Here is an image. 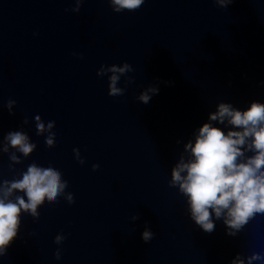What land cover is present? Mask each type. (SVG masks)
Listing matches in <instances>:
<instances>
[{
    "label": "water",
    "instance_id": "obj_1",
    "mask_svg": "<svg viewBox=\"0 0 264 264\" xmlns=\"http://www.w3.org/2000/svg\"><path fill=\"white\" fill-rule=\"evenodd\" d=\"M252 102L264 0H0V199L30 166L63 184L19 212L0 264H264V210L234 228L209 207L206 232L171 176L201 124L227 130L208 119L218 104ZM239 147L237 163L254 155Z\"/></svg>",
    "mask_w": 264,
    "mask_h": 264
},
{
    "label": "clouds",
    "instance_id": "obj_2",
    "mask_svg": "<svg viewBox=\"0 0 264 264\" xmlns=\"http://www.w3.org/2000/svg\"><path fill=\"white\" fill-rule=\"evenodd\" d=\"M141 2L142 0H113L117 10L133 9ZM220 2L223 3V0ZM112 71L123 72L124 68H113ZM110 80L111 91L119 92L114 87L117 76L112 75ZM151 91L155 92L156 89ZM139 99L147 103L149 96L141 93ZM208 119L217 122L226 120L227 130L208 122L201 124L194 140L185 144L189 153L188 160L181 158L172 169V183L178 182L180 191L187 197L191 218L204 231L210 232L213 229L209 207L216 217H220L223 211L225 223L238 228L254 211L264 210V170H261L264 165V104L252 102L240 111L229 104L220 103L216 112L209 113ZM228 125L233 128H228ZM235 128L240 130H234ZM6 139L12 146H18L24 154L31 151L32 146L19 132L9 133ZM241 145L253 150L254 155L237 163V157L243 154L239 147ZM62 187L55 169L30 166L22 179L11 182L4 189V198L0 199V255L16 235L19 212L27 209L34 214L35 206L45 196L54 197ZM13 189L24 190L27 203L20 197L15 202L7 200ZM150 235L147 230L141 233L144 240ZM233 264L241 262L234 261Z\"/></svg>",
    "mask_w": 264,
    "mask_h": 264
}]
</instances>
